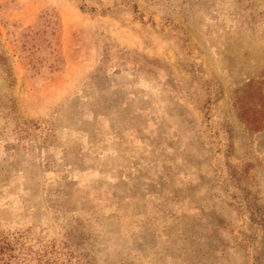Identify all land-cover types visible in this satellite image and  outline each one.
Wrapping results in <instances>:
<instances>
[{"label": "rangeland", "instance_id": "374dc122", "mask_svg": "<svg viewBox=\"0 0 264 264\" xmlns=\"http://www.w3.org/2000/svg\"><path fill=\"white\" fill-rule=\"evenodd\" d=\"M0 264H264V0H0Z\"/></svg>", "mask_w": 264, "mask_h": 264}]
</instances>
